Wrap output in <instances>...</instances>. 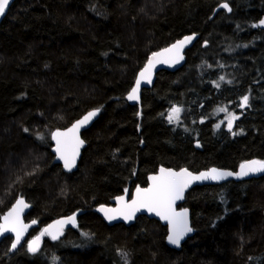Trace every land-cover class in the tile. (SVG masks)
<instances>
[{
	"label": "trees",
	"instance_id": "obj_1",
	"mask_svg": "<svg viewBox=\"0 0 264 264\" xmlns=\"http://www.w3.org/2000/svg\"><path fill=\"white\" fill-rule=\"evenodd\" d=\"M262 20L264 0H15L0 24V218L22 198L36 227L12 254L2 239L0 264H124L121 251L127 264H264V176L190 189L178 208L195 232L179 251L155 220L107 226L95 213L159 167L264 161ZM189 34L198 38L184 65L158 72L140 105L129 104L147 57ZM175 106L184 112L174 126ZM93 109L100 116L66 174L50 133ZM221 109L237 117L231 130ZM77 211L75 228L28 251L48 223Z\"/></svg>",
	"mask_w": 264,
	"mask_h": 264
},
{
	"label": "snow or ice",
	"instance_id": "obj_2",
	"mask_svg": "<svg viewBox=\"0 0 264 264\" xmlns=\"http://www.w3.org/2000/svg\"><path fill=\"white\" fill-rule=\"evenodd\" d=\"M10 0H0V15L5 13L7 6L9 5ZM222 7L228 9V4H222ZM261 24H264V20L261 21ZM255 27V25H253ZM192 37H185L184 40L178 41L176 44L172 45L171 48L165 49L164 52L176 51V55L179 57V50L183 45L190 41ZM164 53H154L152 57L149 58V61L145 68L140 72L139 78L136 80L135 87L132 88L131 92L128 95L129 100H137L138 92L140 90L141 80H146L151 82V69L155 66V63H164L168 62L166 60L157 59L158 57L163 56ZM178 62V61H177ZM221 80L224 77L220 78ZM219 86L218 84L216 85ZM249 101L248 96H244L241 100V106H247ZM98 110L89 112L81 120L77 121L71 129L66 133L56 132L53 134V139L57 141L56 151L59 155V159L64 161L65 168L71 169L75 166L76 156L79 154V148L83 145L84 141L79 138L77 135L79 129L88 123L96 114ZM221 111H226L221 109ZM180 109L173 108L168 119L171 122L173 119H179ZM237 119L236 116H230L228 119V128L231 130L233 120ZM219 127V125H216ZM71 134V139H65L63 142L61 137L68 138ZM253 172H264V161L260 160H251L240 165V171L235 173L238 177L247 176L249 173ZM234 173L230 171H220L216 168H212L207 172H201L198 176L192 175L186 169H181L179 172H174L171 169H160V174L157 176H150L149 179L152 181L151 185L148 188L137 187L136 193L133 196L130 203L125 202L124 197H117V204L119 207L115 209H105L101 207L100 211L105 212L106 218L109 220L115 219L118 215L122 216L125 221L131 220L137 211L141 209H146L149 212H154L157 216H160L161 219L166 220L169 223V236L168 240L170 243L179 246L180 240L183 238L185 233L191 232L192 229L188 226L187 220V210L176 212L174 209V204L177 200L183 199L184 190L191 184L194 180H203V179H214L220 180L228 176H232ZM127 191V190H126ZM28 205L24 203L23 200H18L17 205L13 208L11 212L4 217V224H0V234L12 231L15 232L16 238L12 243V249H15L21 241L23 231L27 226H18L19 222V211L22 207H27ZM112 213V215H109ZM35 223V221H33ZM71 223L75 226L76 220L75 216H70L66 220L57 221V225L60 227L56 231H51V228L56 227L55 225L49 226V228L44 229L40 236H37L34 240L29 241L28 250L30 252H36L39 247L40 237L48 234L53 240H56L58 236L62 233L63 224ZM124 259V264H127V253H119Z\"/></svg>",
	"mask_w": 264,
	"mask_h": 264
},
{
	"label": "water",
	"instance_id": "obj_3",
	"mask_svg": "<svg viewBox=\"0 0 264 264\" xmlns=\"http://www.w3.org/2000/svg\"><path fill=\"white\" fill-rule=\"evenodd\" d=\"M15 0H10L9 2V5L7 6L6 10H5V13L3 15H0V24L2 22V20L4 19V17L6 16L10 6L13 4ZM222 4H225V3H221L217 8L216 10H225L227 13H229L230 11L224 7H222L221 5ZM185 37H192V39L188 42H186L182 48H180L179 50V57H182V59L178 58L177 55H176V51L173 50L172 52H164L165 49H169L172 47V45L176 44L178 41H181V40H184ZM198 38V35L197 34H189V35H186V36H183L181 37L180 39L176 40L175 42L171 43L170 45L164 47V48H161L153 53H151L145 63L143 64V66L141 67V69L137 72L136 74V77H135V80H134V83L130 89V91L128 92L127 96H126V99L128 101L129 104L131 105H140V99H141V92L142 90L144 89H149L153 86L154 84V81H155V77H156V74L160 71H167V72H175L177 71L178 69H180L184 63H185V52L190 49L192 47V45L195 43V41L197 40ZM154 53H164L163 56L161 57H158L157 59H160V60H166L168 62H164V63H155V66L151 69V82H147L146 80H141V84H140V90L138 92V99L137 100H129L127 97L129 95V93L131 92L132 88L135 87L136 85V80L139 78V74L140 72L145 68V66L147 65L148 61H149V58L153 56ZM178 61V62H177ZM95 110H98L97 111V114L88 122L86 123L84 126H82L77 135L79 136V138L81 140H83L82 138V133L85 132L86 130H88L92 125L93 123L99 118L100 116V110L99 109H93V110H90L86 113H84L82 116H80L78 119H76L75 121H73L68 127L64 128V129H55L53 131H51L50 133V144H51V147H50V153L52 154L53 156V163L56 164V165H59L61 167V170L66 173V174H71V173H74L76 170H77V166H78V163L80 161V158H81V155H82V151L83 149L86 147V142L84 141L83 145L80 146L79 148V154L76 156V159H75V166L72 167L71 169H68V168H65L64 166V161L59 159V155L56 151V148H57V141L55 139H53V134L56 133V132H60V133H66L68 132L69 129H71L73 127L74 124L77 123V121L81 120L84 116H86L89 112H92V111H95ZM65 139H68L70 140L71 139V134L69 135L68 138H65V137H61V140L62 142L65 140ZM251 160H256V159H250L248 161H251ZM248 161H245V162H248ZM243 162V163H245ZM241 165V164H240ZM240 165L237 167V169L235 171H232V170H228V169H222V168H216V167H210L208 169H203V170H200V171H197V172H193V171H190L186 168H180V169H171V168H164V167H159L157 169V171L153 174H150L149 176H147V179H146V185L144 187H141V186H135L131 191L129 190H125L123 192L122 195L120 196H117V197H121L123 196L124 197V200L125 202L127 203H130L133 196L135 195L136 193V189L137 187H140L142 189L144 188H148L152 181H150L149 177L150 176H157L160 174V169L161 168H164V169H171L172 171L174 172H179L181 169H186L187 171H189L190 173H192V175L194 176H198L201 172H207L208 170L212 169V168H216L220 171H230L232 173H234V175L232 176H228V177H225L223 179H220V180H214V179H203V180H194L191 182V184L184 190V193H183V199H180V200H177L174 204V209L176 212H181V211H184V210H187V213H188V216H187V220H188V226L192 229L191 232H187L185 233V235L183 236V238L180 240V243H179V246L177 245H174L172 243L169 242L168 240V236H169V223L166 221V220H163L160 218V216H157L154 212H149L147 211L146 209H141L140 211H137L135 213V215L133 216V218L131 220H128V221H125L123 219L122 216H117L115 219H112V220H109L108 218H106V215H105V212L103 211H100L99 209H101V207L105 208V209H115L117 207H119V205L117 204V197L113 198L110 202V205H99L95 208V213L100 217V219L103 221V223L107 226H113V225H118V224H121V225H124L125 227H129L131 226L134 221L140 217V216H143V217H146L147 219H150V220H155L156 222H158L161 226H164L166 228V236H165V239H164V243L165 245L170 248V249H173V250H176V251H179L180 248H181V245L188 239L190 238L191 236H193L194 234V229L192 228L191 226V222H190V212L188 209L186 208H178L184 201V197H185V194L190 190L192 189L193 187H196V186H211V185H219V184H222L224 182H228V181H233V182H240V181H244V180H250V179H259L261 177L264 176V172H253V173H249L247 176H242V177H238L237 175H235V173H238L240 171ZM18 200H23L25 204H27L28 206L27 207H22L21 210L19 211V222H18V226H27L25 228V230L23 231V235L21 237V241L20 243L17 245V247L15 249H12L11 245L12 243L14 242L15 238H16V234L15 232H12V231H7V232H4L2 234H0V242L2 241V239L6 238V237H11V243H10V246H9V253H14L24 242L25 240L27 239L29 233L31 232V230H33L35 227H36V223H33V221H29V222H26L25 221V217L26 215L28 214L29 210H30V204L27 203L24 199L22 198H18L17 200H15L12 205L4 212V214L1 216L0 218V224H4V217L6 215H8L9 212H11L13 210V208L17 205V201ZM82 214L81 211H77L71 215H68V216H63V217H60V218H57L53 221H51L50 223H48L34 238H32L31 240L29 241H32L34 240L37 236H40L41 232L46 229V228H49V226H53L55 225L56 227H53L51 228V231H56L57 228H59L60 226L57 225V221H62V220H66L68 217L70 216H75V220H76V223H75V226H73V224L71 223H65L63 224V230H62V233L58 236L57 239H59L62 234L69 230V229H73L77 226L78 224V217ZM109 215H112V213H109ZM43 236H47L50 240L52 241H55L51 238L50 235L48 234H45ZM43 236L40 237V241H39V247L41 245V241H42V238ZM56 239V240H57ZM29 241L27 243V249H28V244H29ZM38 247V249H39ZM37 249V250H38ZM29 251V250H28ZM30 252V251H29ZM30 253H33V252H30Z\"/></svg>",
	"mask_w": 264,
	"mask_h": 264
},
{
	"label": "rangeland",
	"instance_id": "obj_4",
	"mask_svg": "<svg viewBox=\"0 0 264 264\" xmlns=\"http://www.w3.org/2000/svg\"><path fill=\"white\" fill-rule=\"evenodd\" d=\"M264 25V24H263ZM174 107H172V108H170V109H168V111L166 112V121L169 123V124H171V125H177L180 121H181V119H182V115H183V112H184V108L182 107V106H175V108H179L180 109V112H179V114H178V116H179V119L177 120V119H173L171 122L169 121V119H168V117H169V115L171 114V111H172V109H173ZM225 113V119H229V117L228 116H232L231 114H229V115H226L227 113H226V111H222V113ZM223 116V117H224ZM222 117V118H223ZM228 121V120H227Z\"/></svg>",
	"mask_w": 264,
	"mask_h": 264
}]
</instances>
